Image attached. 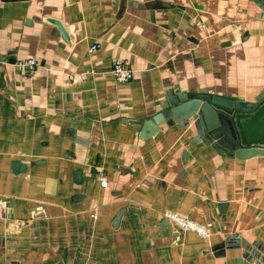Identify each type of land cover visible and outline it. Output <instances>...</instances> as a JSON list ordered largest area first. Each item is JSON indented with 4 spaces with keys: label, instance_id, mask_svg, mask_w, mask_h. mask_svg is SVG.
I'll return each instance as SVG.
<instances>
[{
    "label": "crops",
    "instance_id": "0c3cea01",
    "mask_svg": "<svg viewBox=\"0 0 264 264\" xmlns=\"http://www.w3.org/2000/svg\"><path fill=\"white\" fill-rule=\"evenodd\" d=\"M259 3L0 0V264H236L221 241L264 245V154L223 156L166 123L140 138L169 93L264 89Z\"/></svg>",
    "mask_w": 264,
    "mask_h": 264
},
{
    "label": "water",
    "instance_id": "95a60500",
    "mask_svg": "<svg viewBox=\"0 0 264 264\" xmlns=\"http://www.w3.org/2000/svg\"><path fill=\"white\" fill-rule=\"evenodd\" d=\"M259 6L264 19V3ZM163 123L190 130L193 141L223 156L248 158L264 154V89L249 102L209 93H169L166 106L142 123L140 138L155 136ZM74 174L79 181L80 171ZM216 248L223 249L222 255L225 249L239 250L236 264H264V245L242 239L239 234L230 235Z\"/></svg>",
    "mask_w": 264,
    "mask_h": 264
},
{
    "label": "built area",
    "instance_id": "2783aa9c",
    "mask_svg": "<svg viewBox=\"0 0 264 264\" xmlns=\"http://www.w3.org/2000/svg\"><path fill=\"white\" fill-rule=\"evenodd\" d=\"M100 47L98 43H94L90 46V50H96ZM17 65L27 66L31 70L35 69L37 65V61L35 59H27V60H18L16 61ZM110 73L113 78L118 82H126L129 81L133 77V72L126 64V62L120 58L115 59L110 67ZM73 79L74 76L70 75ZM81 78H85V74H81L79 76ZM101 186L107 185V180L102 178L100 180ZM5 203L2 199H0V218L4 216ZM165 219H167L174 227L184 231H191L196 233L203 239H207L210 237L211 233L206 225L199 223L185 214L172 212V211H164L162 215Z\"/></svg>",
    "mask_w": 264,
    "mask_h": 264
}]
</instances>
